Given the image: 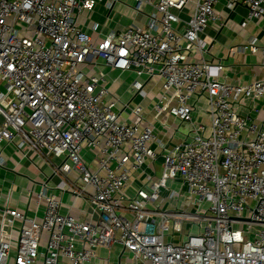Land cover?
<instances>
[{
  "label": "built area",
  "instance_id": "obj_1",
  "mask_svg": "<svg viewBox=\"0 0 264 264\" xmlns=\"http://www.w3.org/2000/svg\"><path fill=\"white\" fill-rule=\"evenodd\" d=\"M101 1L0 0V146L51 171L25 196L40 216L0 204V264H86L114 244L131 264H264V77L205 58L218 0H133L143 26L93 37L77 18ZM223 1L244 24L264 16V0ZM239 54L264 67L253 37ZM112 70L150 108L116 94Z\"/></svg>",
  "mask_w": 264,
  "mask_h": 264
},
{
  "label": "crops",
  "instance_id": "obj_2",
  "mask_svg": "<svg viewBox=\"0 0 264 264\" xmlns=\"http://www.w3.org/2000/svg\"><path fill=\"white\" fill-rule=\"evenodd\" d=\"M104 2L105 0L97 2L92 10H84L77 18L79 26L88 31L93 37H103L110 31H118L130 23L143 26L146 21V13L150 11L149 7H143L142 11L134 10L132 8L133 0H116L110 10L106 8ZM214 9L224 17V21L222 24L209 23L200 33L202 39L211 43L208 52L205 53V58L220 60L224 66V73L231 81L246 83L256 77H264V67L259 65L257 55H227L229 46L243 44L252 37L256 44H264V16L244 24L243 21L247 11L245 6L237 5L234 10L230 11L225 8L223 0H218L214 5ZM93 23L98 25L96 30L91 29ZM127 83L125 80L122 82L116 81L110 87L116 94L121 95L124 101L132 100L141 103L146 108H150L151 104L148 98H141L139 95L134 96L127 90ZM145 113L147 119L151 120L150 111H145ZM192 116L197 119L198 113L194 111ZM120 117L128 120L131 116L128 111H120ZM155 126L160 130L157 123H155ZM0 154L4 158V165L0 166V204L5 202L7 196H9L10 206L24 209L28 215L40 216L42 207H39L35 213L27 207L25 200L27 188L30 187V180L41 177V174L36 173V167L33 164H38L37 160L31 155L29 156L31 160L20 158L10 143L0 146ZM38 165L43 174L49 175L51 173L45 165ZM55 182L56 177H51L49 179L50 187ZM34 187L37 188L36 185ZM69 197L68 193L62 195L65 202L69 201ZM82 204L81 199H77L75 202V206L79 208L84 207ZM62 210L65 211V209ZM86 264H131V262L127 259V254L121 246L114 244L111 248L99 247L95 258Z\"/></svg>",
  "mask_w": 264,
  "mask_h": 264
},
{
  "label": "rangeland",
  "instance_id": "obj_3",
  "mask_svg": "<svg viewBox=\"0 0 264 264\" xmlns=\"http://www.w3.org/2000/svg\"><path fill=\"white\" fill-rule=\"evenodd\" d=\"M127 74H128L127 72H120L118 70H112L109 72V78H113V79H115V81H118V82H122L123 80H125L126 82H129V80L131 79L132 76H131V74L129 76ZM197 106H198V108H200L201 103H199ZM197 113H198V118L202 117V115L200 114V111H197ZM34 165L36 167V173H37L39 166H38V164H35V163H34ZM34 173H35V171H34Z\"/></svg>",
  "mask_w": 264,
  "mask_h": 264
}]
</instances>
